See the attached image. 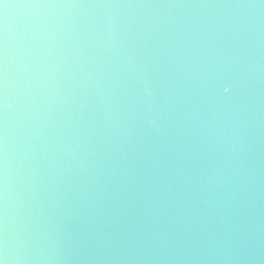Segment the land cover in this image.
Segmentation results:
<instances>
[{
  "label": "water",
  "instance_id": "95a60500",
  "mask_svg": "<svg viewBox=\"0 0 264 264\" xmlns=\"http://www.w3.org/2000/svg\"><path fill=\"white\" fill-rule=\"evenodd\" d=\"M0 260L264 264V0H0Z\"/></svg>",
  "mask_w": 264,
  "mask_h": 264
},
{
  "label": "clouds",
  "instance_id": "9594fccd",
  "mask_svg": "<svg viewBox=\"0 0 264 264\" xmlns=\"http://www.w3.org/2000/svg\"><path fill=\"white\" fill-rule=\"evenodd\" d=\"M224 90H225V92L229 91V89L227 87Z\"/></svg>",
  "mask_w": 264,
  "mask_h": 264
},
{
  "label": "snow or ice",
  "instance_id": "6c2138e0",
  "mask_svg": "<svg viewBox=\"0 0 264 264\" xmlns=\"http://www.w3.org/2000/svg\"><path fill=\"white\" fill-rule=\"evenodd\" d=\"M0 264H4V261L3 260H0Z\"/></svg>",
  "mask_w": 264,
  "mask_h": 264
}]
</instances>
